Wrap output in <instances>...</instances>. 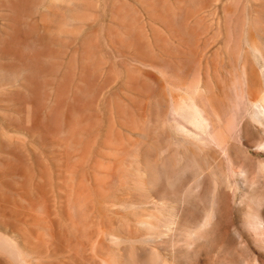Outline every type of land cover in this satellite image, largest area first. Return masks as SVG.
I'll use <instances>...</instances> for the list:
<instances>
[{
    "label": "rangeland",
    "instance_id": "obj_1",
    "mask_svg": "<svg viewBox=\"0 0 264 264\" xmlns=\"http://www.w3.org/2000/svg\"><path fill=\"white\" fill-rule=\"evenodd\" d=\"M0 264H264V0H0Z\"/></svg>",
    "mask_w": 264,
    "mask_h": 264
}]
</instances>
